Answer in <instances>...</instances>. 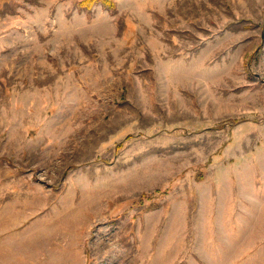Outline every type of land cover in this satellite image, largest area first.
I'll return each mask as SVG.
<instances>
[{"label":"rangeland","instance_id":"374dc122","mask_svg":"<svg viewBox=\"0 0 264 264\" xmlns=\"http://www.w3.org/2000/svg\"><path fill=\"white\" fill-rule=\"evenodd\" d=\"M87 1L0 0V264H264V0Z\"/></svg>","mask_w":264,"mask_h":264},{"label":"trees","instance_id":"16d2710c","mask_svg":"<svg viewBox=\"0 0 264 264\" xmlns=\"http://www.w3.org/2000/svg\"><path fill=\"white\" fill-rule=\"evenodd\" d=\"M102 1V3H104V4H107L108 6H111V4L109 3V1H107V0H101ZM89 1H87V0H84V6H86V7H88L89 5V3H88ZM82 4V3H81Z\"/></svg>","mask_w":264,"mask_h":264}]
</instances>
